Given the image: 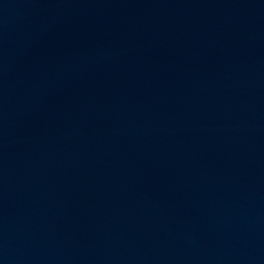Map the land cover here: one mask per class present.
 Segmentation results:
<instances>
[{"label": "water", "instance_id": "obj_1", "mask_svg": "<svg viewBox=\"0 0 264 264\" xmlns=\"http://www.w3.org/2000/svg\"><path fill=\"white\" fill-rule=\"evenodd\" d=\"M0 264H264V0H0Z\"/></svg>", "mask_w": 264, "mask_h": 264}]
</instances>
